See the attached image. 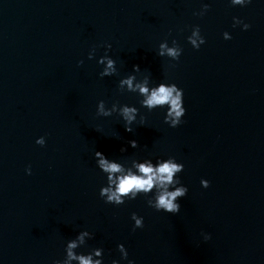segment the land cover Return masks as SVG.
<instances>
[{
	"label": "water",
	"instance_id": "1",
	"mask_svg": "<svg viewBox=\"0 0 264 264\" xmlns=\"http://www.w3.org/2000/svg\"><path fill=\"white\" fill-rule=\"evenodd\" d=\"M203 2L210 8L199 16L202 0H0V264H52L83 228L95 234L84 250L102 246L106 264L121 242L136 264H264V0ZM233 16L251 27L234 28ZM196 24L206 37L199 49L187 40ZM173 37L179 61L157 55ZM104 42L118 72L100 77ZM135 64L184 89L183 123L141 108L146 124L128 132L116 114L96 115L100 99L139 106L118 88ZM95 149L182 161L180 211H157L144 196L106 203ZM133 211L144 217L135 231Z\"/></svg>",
	"mask_w": 264,
	"mask_h": 264
},
{
	"label": "clouds",
	"instance_id": "2",
	"mask_svg": "<svg viewBox=\"0 0 264 264\" xmlns=\"http://www.w3.org/2000/svg\"><path fill=\"white\" fill-rule=\"evenodd\" d=\"M231 6L245 7L252 3V0H229ZM210 8L209 3L202 0L200 9L194 15L204 16ZM233 27L242 26L244 30L251 27L242 17L233 16ZM224 39H231L232 33L225 30ZM188 42L199 49L206 42V37L201 33L199 24L193 25L190 34L187 36ZM104 54L99 55L97 63L102 65L99 72L100 77L112 76L118 72L117 60L109 54L112 48L110 42H104ZM183 47L179 41L173 37L171 43L168 39L160 41L157 55L169 57L171 61H179ZM97 47L93 46L88 52V58L96 57ZM83 60L78 63L83 64ZM139 74V75H138ZM118 88L121 92L137 94L138 105L136 103H120L118 100L107 105L104 99H100L96 105V115L110 117L113 114L123 122L126 131L133 132L138 125L146 124V115L141 112V108H146L149 112L154 109H161L164 112V122L170 127H177L183 123V117L187 112L184 100V89L176 82L167 79L153 80L151 72L141 70L139 64L133 65V70L122 76L118 81ZM98 130V129H96ZM113 136L119 137V133ZM35 142L41 146L46 144V136H38ZM128 144L137 148L139 146L136 139H131ZM126 152L127 148H121ZM94 159L96 166L104 173L106 182L100 186L99 195L106 202L113 205H121L127 201L135 200L139 196L146 197L147 204L157 211L167 213H178L181 208L180 198L188 194V186L182 182L179 175L185 164L173 155L167 157L151 156L144 158L109 157L104 152L95 149ZM27 174L32 173V167L26 166ZM200 183L207 188L211 181L201 177ZM132 230L144 227V217L137 212L131 213ZM94 233L87 228H83L77 234L68 239L64 245V256L62 259H54L52 264H106L104 248L102 246L87 247L88 240L94 237ZM203 239L208 241L212 238L210 232H203ZM120 253L119 258H113L110 264H136L135 259L129 257L127 247L123 242L117 245Z\"/></svg>",
	"mask_w": 264,
	"mask_h": 264
}]
</instances>
